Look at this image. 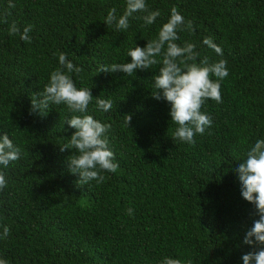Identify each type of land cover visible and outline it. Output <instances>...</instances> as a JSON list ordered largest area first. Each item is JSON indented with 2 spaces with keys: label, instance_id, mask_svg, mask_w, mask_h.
<instances>
[{
  "label": "trees",
  "instance_id": "1",
  "mask_svg": "<svg viewBox=\"0 0 264 264\" xmlns=\"http://www.w3.org/2000/svg\"><path fill=\"white\" fill-rule=\"evenodd\" d=\"M0 0V134L21 149L20 159L0 165V258L8 264H243L253 247L243 243L258 219L241 196L233 170L257 139H264V0H146L160 16L151 25L134 13L127 30L104 24L109 10L122 15L126 0ZM175 7L184 17L176 43L196 45L199 59L227 61L221 102L207 100L212 118L188 144L174 139L170 104L152 97L153 75L98 72L101 65L131 62L129 49L157 38ZM6 18V22H5ZM191 21L193 30L186 25ZM31 26V42L9 34ZM217 45V54L204 43ZM81 71L77 88L93 95L88 114L111 124L109 148L119 167L103 183L78 186L61 151L75 131L73 113L50 104L30 112L31 94L42 91L59 54ZM212 79H216L212 77ZM111 99L108 112L95 97ZM132 117L124 126V115ZM133 210L131 215L127 210Z\"/></svg>",
  "mask_w": 264,
  "mask_h": 264
},
{
  "label": "clouds",
  "instance_id": "2",
  "mask_svg": "<svg viewBox=\"0 0 264 264\" xmlns=\"http://www.w3.org/2000/svg\"><path fill=\"white\" fill-rule=\"evenodd\" d=\"M9 5L15 7L11 0ZM137 12L146 13L138 17L146 25L153 24L160 16L159 11L148 10L146 0H126L123 14L117 16L115 8L109 10L104 24L114 25L117 30H127L129 18ZM184 25V17L173 7L157 38L147 41L144 47L135 46L128 50L127 57H131V62L101 65L98 72H120L130 76L137 70L147 71L153 65H160L158 72L153 75L152 97L170 104L171 122L177 125L173 138L194 144V137L197 134L203 135L212 125V118L202 112L201 108L209 99L221 102L220 81L229 72L226 60L210 62L207 56L198 60L200 53L195 50V44L185 42L181 46L176 43L180 38L178 31L183 30ZM186 27L193 30L191 21ZM30 31V25L22 33L15 22L9 26V34L19 33L26 42H31ZM204 43L217 54H222L221 49L210 39L205 38ZM58 60L60 67L50 73L49 81L42 91L31 94L30 112L44 115L50 104L65 105L73 113L65 122L75 129L67 143L61 146V151L74 150L67 158L69 171L78 177V186L88 185L91 181L103 183L106 177L102 173H115L119 167L118 162H114L115 154L109 148L107 133L111 124L103 123L88 114L89 104L94 97L90 89L77 88L70 75L78 74L81 68L74 65L66 53H60ZM95 98V105L99 110H111V99L99 96ZM131 120V115L125 114L124 126L129 127ZM20 156L21 149L9 135L0 134V165L6 169L11 162L20 159ZM233 170L240 183L242 198L254 206L253 215L258 217L246 229L243 243L252 246L254 250L242 256L243 264H264V139H257L247 151L246 157ZM6 186L5 175L0 172V190ZM132 212L131 208L127 210L128 215ZM9 235L10 229L4 226L0 238H7ZM0 264L8 262L0 258ZM161 264H181V261L165 257Z\"/></svg>",
  "mask_w": 264,
  "mask_h": 264
}]
</instances>
